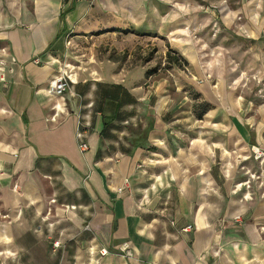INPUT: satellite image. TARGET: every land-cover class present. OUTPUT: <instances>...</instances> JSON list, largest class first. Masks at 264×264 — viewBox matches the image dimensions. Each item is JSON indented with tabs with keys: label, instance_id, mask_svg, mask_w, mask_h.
I'll return each mask as SVG.
<instances>
[{
	"label": "crops",
	"instance_id": "crops-1",
	"mask_svg": "<svg viewBox=\"0 0 264 264\" xmlns=\"http://www.w3.org/2000/svg\"><path fill=\"white\" fill-rule=\"evenodd\" d=\"M171 1L0 0L8 81L0 82V264H83L89 245L108 248L100 264H264V198L254 185V201L244 202L242 189L237 193L242 170L235 168L240 156L249 157L248 167L258 164L253 146L264 150V104L249 112L250 99L235 86L249 70L264 71V0L240 1L219 19L248 41L244 71L233 85L236 67H222L220 108L205 114L211 124L196 130L188 150L166 142L161 119L141 110L142 65L121 70L103 60L81 72L70 63L83 39L123 36L151 38L160 49L166 38L197 64L199 49L174 9L167 11ZM236 14L247 19L235 22ZM207 47L201 45L202 66L220 72L221 52ZM51 58L65 59L77 74L74 91L61 99L42 90L57 68ZM87 95L96 105L81 151L76 129ZM58 100L65 113L52 121ZM125 178L128 189L119 193ZM238 208L241 225L232 221ZM186 225L191 229L180 231ZM125 244L130 257L119 250Z\"/></svg>",
	"mask_w": 264,
	"mask_h": 264
},
{
	"label": "rangeland",
	"instance_id": "rangeland-1",
	"mask_svg": "<svg viewBox=\"0 0 264 264\" xmlns=\"http://www.w3.org/2000/svg\"><path fill=\"white\" fill-rule=\"evenodd\" d=\"M240 1L246 0H173L170 2L167 11L170 12L174 9L173 11L176 13V16L182 22L179 27L186 29L185 31L188 33L185 36L189 38L190 44L196 45L199 49L197 64L190 63L184 54L176 46L169 43L166 38L165 46H162L160 49L158 44L151 38L144 40L142 43H136L123 36L105 40H97L95 38L83 39L81 42L76 43L77 46L74 44L73 61L70 63L75 68L79 66L77 69L81 72L86 71L88 64L94 65L103 60L116 61L121 70H130L142 65L146 69L145 71L148 70L149 73L147 76L144 75L143 90L146 103L141 110L145 113L147 112L150 116L161 119L168 132L166 142L171 143L175 140L182 149L188 150L190 142L195 138L196 130L200 127L210 126L211 124L210 121L209 123L205 121V114L212 108L214 110L220 108L222 90L226 88L223 85L225 83L223 77L220 76L222 67H226L227 64L233 67V69L236 67L238 73L236 70L231 71L234 77L231 79V84L233 85L238 75L241 74L240 70L244 71V64L240 61L241 57H247L244 51L247 48L246 43L248 41L244 40L235 31L233 26L225 30L227 27L224 24H221L220 27L219 22L217 24L218 31H214L215 29L213 28L215 19L219 21V8L222 4L225 2L229 9L233 11L234 7L241 4ZM177 8H180L179 10L181 11L177 10ZM253 10L251 18L256 20L257 14L253 15ZM222 13L224 15L226 11H222ZM235 18V22H242L247 19L244 14H236ZM258 20L259 16L257 17ZM262 35L260 40H264V34ZM202 44H207L212 49L218 48L221 52L222 63L219 68L220 72H216L215 68L209 72L202 66L201 62L207 58L200 57L201 53H206L201 48ZM170 47L174 50V52H170L172 60L167 56ZM174 57L179 58V65L172 62ZM212 57L215 64H217L216 57L218 55ZM62 61L64 62L65 59H62ZM65 63L71 69V72L77 75L76 72L72 71L73 66L68 62ZM246 74L244 81H238V84H235V86H237V91L246 100L250 99V102L247 101L250 107L249 112L257 113V109L264 104V71L256 73L249 70ZM206 104L209 106L206 107ZM208 136V134L204 133L203 139ZM212 141H215V139ZM248 158L240 156L236 159L235 168L242 170V174H239L240 179L238 183L241 186H239V189L236 188L238 181L234 182L236 184L233 186L234 190L238 189L237 193L241 189L243 191L242 194L246 191L249 192L248 197L243 199L244 202L252 200L251 191L254 185L257 187L256 190L261 192L262 198H264V178L249 177L250 172L260 175L261 169H264V164H254L253 167H248L246 165ZM251 159L257 162L253 154ZM247 179H250L249 188L242 184ZM1 218L5 219L6 217L2 215ZM1 264L7 263L2 261Z\"/></svg>",
	"mask_w": 264,
	"mask_h": 264
},
{
	"label": "built area",
	"instance_id": "built-area-1",
	"mask_svg": "<svg viewBox=\"0 0 264 264\" xmlns=\"http://www.w3.org/2000/svg\"><path fill=\"white\" fill-rule=\"evenodd\" d=\"M226 8L229 9L228 5L224 2L222 6L219 8L220 18L223 20V13L222 10ZM230 10V9H229ZM232 11V10H230ZM236 19V18H235ZM215 29L217 30V24L218 19H215L213 22ZM214 35H216L214 33ZM208 50L212 49L210 47H207ZM213 52V51H212ZM208 53L211 54V50L208 51ZM5 55H6V49L0 48V82L3 84H6L7 78H6V67H5ZM214 56V55H213ZM53 62L56 64V71L53 73L51 78L48 80L47 85L42 88V90L45 92V94L56 97L58 99L62 98V95L66 91H74L75 83H76V77L73 75V73L69 72V68L66 66L65 62H62L60 59L57 58H51ZM32 61L34 63H40V60L38 57L32 58ZM264 98V95H263ZM81 109L78 114V121H77V129H76V139L78 141V147L81 151H86L88 149V143L86 141V133L92 129L93 127V115H94V101L92 99V95H87V99L81 103ZM65 113V108L62 102L60 100L56 101L53 105V113L51 115V120L55 121L56 118L62 114ZM129 120H124V123L127 124ZM252 154L254 159L258 162V164L262 165L264 162V150L260 149L259 147L253 146L252 148ZM250 178H257L262 179L264 178V169H261V174L257 175L256 173H249ZM249 182L250 179H247L242 184H244L247 188H249ZM241 185V184H238ZM237 185V186H238ZM126 189H128V179L125 178L123 180V183L121 186L117 188L118 192H124ZM249 195V192L246 191L242 198L245 199ZM54 201V200H52ZM72 208L74 209V205H66V208ZM232 221L236 225H241L244 223L245 219L243 218V212L242 208H238L237 214L233 217ZM88 228V226H86ZM191 229V225H186L183 228L180 229L182 232H187ZM53 248L60 247V242L58 240H55L52 242ZM125 256L130 257V250L127 244L123 245L119 249ZM108 254V248L105 245L100 246L98 249L94 247V245H89L88 247V257L83 262V264H100V258L102 256H105ZM76 264V263H73Z\"/></svg>",
	"mask_w": 264,
	"mask_h": 264
},
{
	"label": "trees",
	"instance_id": "trees-1",
	"mask_svg": "<svg viewBox=\"0 0 264 264\" xmlns=\"http://www.w3.org/2000/svg\"><path fill=\"white\" fill-rule=\"evenodd\" d=\"M125 32H128V31L125 30ZM170 52H174V50L170 48V50L167 52V56H168V57L171 56V55H170ZM170 60H172L171 57H170ZM178 60H179L178 57H174V59H173L172 62H173L174 64H178V65H179V61H178ZM148 73H149V71L147 70V71L145 72V76H147ZM114 86H115V88L118 89V90L121 89V91H122V89H123L122 86H119V85H114ZM123 94H127V93L123 91ZM93 101H94V111H95V105H96V100H95V98H94ZM208 106H209V105L206 104V107H208ZM205 110H207V108H205ZM205 110H204V112H205ZM126 119H127V118L122 119V121H124V120H126ZM105 129H106V126H104V129H103V131H102V134H103V132L105 131Z\"/></svg>",
	"mask_w": 264,
	"mask_h": 264
},
{
	"label": "bare ground",
	"instance_id": "bare-ground-1",
	"mask_svg": "<svg viewBox=\"0 0 264 264\" xmlns=\"http://www.w3.org/2000/svg\"><path fill=\"white\" fill-rule=\"evenodd\" d=\"M256 1H257L256 4H258V1H260V0H256ZM222 11H226V15L229 14V13L231 12V11L227 10L226 8H224ZM253 12H254L253 15H256V14H257V12H256L255 9L253 10ZM230 14H232V12H231ZM204 46L207 47V45H205V44H204ZM209 54H210V53H209ZM211 54H212V55H215V52L213 51V52H211ZM203 55H204V54H203ZM73 75H75V74H73ZM75 77H76V75H75Z\"/></svg>",
	"mask_w": 264,
	"mask_h": 264
}]
</instances>
